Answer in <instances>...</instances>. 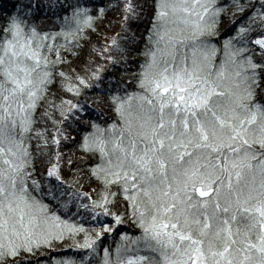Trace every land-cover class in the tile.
Returning <instances> with one entry per match:
<instances>
[{"label": "snow or ice", "instance_id": "obj_1", "mask_svg": "<svg viewBox=\"0 0 264 264\" xmlns=\"http://www.w3.org/2000/svg\"><path fill=\"white\" fill-rule=\"evenodd\" d=\"M0 264H264V0H0Z\"/></svg>", "mask_w": 264, "mask_h": 264}]
</instances>
